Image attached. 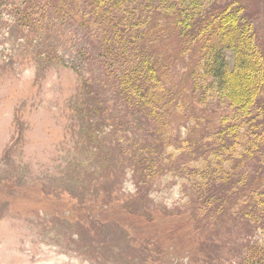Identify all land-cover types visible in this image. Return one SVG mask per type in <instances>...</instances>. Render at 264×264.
Masks as SVG:
<instances>
[{
	"label": "rangeland",
	"instance_id": "obj_1",
	"mask_svg": "<svg viewBox=\"0 0 264 264\" xmlns=\"http://www.w3.org/2000/svg\"><path fill=\"white\" fill-rule=\"evenodd\" d=\"M193 1L203 9H218L233 2L241 4L247 22L254 28L255 43L264 52V0ZM2 11L0 264H206L203 261L206 251L202 249L206 237L200 234L194 221L200 213L213 218L216 229L213 231L221 238L212 239L214 245L207 255L212 264L242 263L245 233L249 228L252 227L254 235L248 239L263 238L261 231L248 221L251 215L246 219L230 218V215L242 213L248 203L246 198L255 187L237 190L226 186L228 192L220 195V213L213 206L200 207L198 194L194 195L186 178L175 172L149 171L144 182L126 159L127 134L132 140L137 134L145 137L156 131V125L145 122L140 125L134 118L138 113L130 110L122 113L119 124H114L110 118L114 116L111 117L113 101L118 98L112 91L104 94L103 88L99 92L102 103L94 104L98 113L92 117L93 122L106 120L103 132L99 133L102 144L94 143L101 146L100 151L80 147L84 141L80 140L78 128L83 125L73 110L81 106L85 93L83 76L90 75L92 66H80V59L75 57L76 48L68 45V37L79 32V22L64 20V24L53 26L55 31L49 30V26L39 31V37L44 40L56 39L57 54L63 57L57 65L39 71L34 55L40 42L36 43L33 34L23 37L16 34V29L10 31L7 23L12 20ZM199 52L197 45L192 52L180 55L173 69L180 74L186 72L190 67L188 57L196 58ZM177 85L178 82L175 89ZM92 87L96 91L97 86ZM180 87L181 84L179 90L185 98L181 101L192 102L193 89L188 85ZM181 101L177 106L172 105L165 125L162 126V120L157 126L160 125L158 130L163 127L165 137L173 138V146L166 150L168 155L184 159L185 168H195L201 160L195 162L174 148L176 144L184 145L188 129L193 126V120L185 117V105ZM209 103L212 107L218 101L209 98ZM89 104L83 108L93 106ZM228 105L222 103L218 109L225 114L234 113ZM124 106L120 102L115 107L124 112ZM211 124L214 128L218 125L214 116ZM248 129L242 125L238 131L236 153L247 144L242 135ZM262 131L263 128H258L254 133L262 135ZM244 165L245 171L256 168L250 161L244 160ZM219 168L223 174L228 172L229 162L224 161ZM225 199L228 206L224 205ZM132 205L136 212L130 211ZM221 241L227 250L221 248Z\"/></svg>",
	"mask_w": 264,
	"mask_h": 264
},
{
	"label": "trees",
	"instance_id": "obj_2",
	"mask_svg": "<svg viewBox=\"0 0 264 264\" xmlns=\"http://www.w3.org/2000/svg\"><path fill=\"white\" fill-rule=\"evenodd\" d=\"M195 4L193 0H0V9L12 20L7 23L10 31L16 29V34L23 37L33 34L36 43L40 42L34 55L39 71L63 60L57 54L56 39L44 40L39 37V31L48 26L54 30L53 26L64 24V20L79 22V32L68 37V45L76 48L75 57L80 59V66H92L90 75L83 73L85 93L81 106L74 105L73 110L83 125L78 128L80 140L84 141L80 147L100 151L101 146L94 143L102 144L99 133L103 132L106 120L93 122L92 117L98 113L94 104L102 103L99 92L103 88L104 94L112 91L126 107L123 112L115 107L120 102L112 100L115 104L111 117L114 116L110 120L114 124H119L122 113L130 110L138 113L134 118L140 125L144 122L156 125V131L145 137L137 134L140 142L137 135L132 140L127 134L126 159L144 182L149 171L175 172L186 178L194 195L198 194L200 207L213 206L220 213V195L228 192L226 186L237 190L255 187L246 198L250 203L245 204L243 214H232L230 218L246 219L251 215L248 221L261 231L263 238L248 239L254 231L244 223L250 228L245 233V252L239 263L264 264V132L254 133L258 128L264 129V52L255 43L254 28L247 22L241 4L226 3L218 9H203ZM197 45L200 52L196 58L188 57L187 71L180 74L173 69L180 55L192 52ZM180 84L181 89L185 85L193 89L192 102L181 101L185 98L180 93ZM95 85L96 91L92 87ZM209 98L218 103L210 107ZM180 101L184 102L185 117L193 120V126L188 129L184 145L176 144L174 148L195 162L201 160L195 168H185L184 159L171 158L166 152L173 146V138L164 136L162 126L172 105L177 106ZM226 102L234 113L219 110ZM89 103L93 106L84 109ZM213 116L218 124L216 128L211 124ZM159 123H162L160 130ZM242 125L250 128L242 135L247 144L236 153L234 145L238 143ZM214 129L217 132L212 134ZM210 137L216 139L212 141ZM244 160L256 164V168L245 171ZM224 161L229 162V170L223 174L219 164ZM229 199L232 201L233 197ZM224 205L228 206L226 199ZM131 209L136 212L133 205ZM198 215L195 226L206 237L203 261L212 264L207 256L214 245L212 239L221 238L213 231L216 230L213 218ZM243 219L240 221L244 222ZM221 248L227 250L223 241Z\"/></svg>",
	"mask_w": 264,
	"mask_h": 264
}]
</instances>
